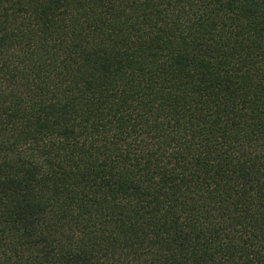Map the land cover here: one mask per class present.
<instances>
[{
  "label": "trees",
  "instance_id": "1",
  "mask_svg": "<svg viewBox=\"0 0 264 264\" xmlns=\"http://www.w3.org/2000/svg\"><path fill=\"white\" fill-rule=\"evenodd\" d=\"M0 264H264V0H0Z\"/></svg>",
  "mask_w": 264,
  "mask_h": 264
}]
</instances>
